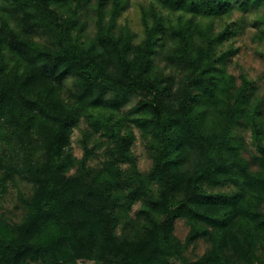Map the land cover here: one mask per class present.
Instances as JSON below:
<instances>
[{"label":"clouds","instance_id":"obj_1","mask_svg":"<svg viewBox=\"0 0 264 264\" xmlns=\"http://www.w3.org/2000/svg\"><path fill=\"white\" fill-rule=\"evenodd\" d=\"M78 3L83 5L81 25H89L85 43L78 47L74 32L38 30L25 35L23 24L13 28L29 45L15 62L30 77L16 85L14 113L5 109L0 116V220L15 224L13 248L24 245L14 264H142L149 254L148 264H205L207 253L221 255L222 264H264V231L254 229L250 219L244 221L247 231L238 227L244 210L264 220V190L250 187L239 168L229 167L239 156L224 150L230 137L244 135L245 130L235 126L243 119L239 109L251 111L264 99V56L254 57L250 50L225 55L239 45L217 40L219 29L209 31L211 21L203 17L197 18L199 32L194 29L180 41L165 36L159 43L167 41L166 47L157 45L156 54L146 56L141 41L151 38L153 20L149 16L146 29L140 28L137 0L125 14L127 25L113 14V0L102 19L99 0ZM260 4L256 15L244 19H264V0ZM11 6L10 0H0V10ZM224 21L230 22L228 17ZM110 22L116 27L107 32ZM256 31L248 29L249 35ZM105 34L113 40L123 35L124 43L132 38L139 48L127 53L124 44L102 48L97 41ZM93 44L95 50L88 52ZM257 50L264 53V42ZM2 55L7 62L15 54L4 46ZM253 66L259 68L255 77L249 74ZM205 68L218 70L211 73L215 80L192 84ZM245 81L250 82L247 102L240 95ZM256 81L253 95L251 84ZM21 97L36 103L26 104ZM144 104L156 114L147 117L152 123L140 127L137 109ZM97 113L112 119L95 118ZM201 113L216 121L215 128L207 127ZM256 124L264 131V117ZM259 143L264 146V136ZM248 151L258 155L251 145ZM100 172L115 176L122 190L114 188L91 202L95 221L79 223L62 211L67 207L63 192L68 186L89 185L93 190L97 186L92 180ZM248 173L264 180V166L249 168ZM114 200L121 206L115 210ZM55 213L59 235L53 239L46 234V224L41 222L37 229L35 222ZM221 220L230 226H214ZM178 223L186 231H178ZM29 224L33 230L26 232ZM227 234L236 238L242 252L233 250ZM217 241L227 247L218 249ZM0 264H13L12 256L0 255Z\"/></svg>","mask_w":264,"mask_h":264},{"label":"trees","instance_id":"obj_2","mask_svg":"<svg viewBox=\"0 0 264 264\" xmlns=\"http://www.w3.org/2000/svg\"><path fill=\"white\" fill-rule=\"evenodd\" d=\"M8 2V0H5ZM90 2V0H88ZM12 15L14 16L15 26L23 24V32L25 35L33 34L35 31L44 30L46 33L53 32L54 30H58L61 34L75 33V45L74 47H78L80 44L85 43L84 34L86 31L87 24L81 25L80 21V10L83 7L82 4L78 3V0H10ZM109 0H99L98 6V15H101L102 12L106 9ZM115 7L113 8V14L118 18L125 13L129 6V0H113ZM75 4L76 7L73 8L72 5ZM236 4L243 9H250L252 7L261 6L260 0H256L254 4H250L249 0H212L209 4L208 0H154V3L151 2V5L148 9H143V23L146 29L147 19L149 16L153 20V27L151 31L148 33V36L151 38H146L142 44L145 45L144 51L146 56H154L155 48L160 46V41L167 35V30L164 23V16L162 12L158 11L156 7L161 6L166 9H173L176 11L183 12V14H189L193 17H203L205 19H214L221 18L227 15H230L233 11ZM29 9H34V11H29ZM117 10H119L117 12ZM23 14V15H21ZM182 17V16H180ZM14 26V27H15ZM13 26H11L7 20H3V24L0 25V116L4 115V110L9 109L14 113L16 104L14 101V97L18 95V91L16 85L20 82L21 79H24L25 83L30 77H26L24 72L26 69L23 68L22 65L15 62V56H24V49H28L29 45L25 44L24 41L17 38V36L13 32ZM116 25L110 22V26L107 29V32L114 31ZM202 27L200 22L195 25V30L199 32V29ZM170 32L172 37L176 39V41H180L182 39H186L185 34L189 32V25L183 24L181 18H179L177 24H173L170 21ZM207 29L211 31V26L207 25ZM130 31V30H129ZM227 30L220 32L217 36V40H221L223 42L226 39V36L229 34ZM203 34V33H199ZM125 42V37L121 35L119 40H113L111 36L105 34L100 37L97 41L98 45L102 48L118 46L120 44H124L125 53L130 52L132 47L139 48V45L134 46L132 43V38L127 39V43ZM7 46L8 51L10 53H14L13 57H10L7 62H4L3 59V47ZM96 44H93L90 48L87 49L88 52H93L96 48ZM35 51L34 49H29ZM40 56H45L47 53L40 52ZM87 59V57H85ZM94 62V61H92ZM215 63V62H214ZM147 64L150 66L152 61H147ZM87 66V65H86ZM150 71V68L148 69ZM55 71V67L53 68ZM218 70L205 68L200 72V78L193 80L192 84L200 86L205 82L203 78H208L209 81L215 80V76L211 75V73L216 72ZM165 81H160V84H164ZM234 83V81H233ZM150 88L155 87L154 85H149ZM248 82H244V88L241 91V97L245 98L247 102L249 99L245 97V93H247ZM167 88H164L162 91H167ZM205 95L209 94V89H204ZM211 98V97H210ZM24 102L26 104H34L36 101H28L25 98ZM95 107H100V105H95ZM239 113L243 116V119L248 117L251 128L254 134L255 142L257 144L259 155L255 156L252 159V162L246 160L241 152L240 148L236 147L239 145V142L236 139V136H232L229 139L227 145L224 146V150L230 153L233 156H239V159L234 161L233 165L229 167H237L240 169L241 173L247 177V181L249 182L250 187H259L264 190V180H262L259 176H253L248 173V169L252 168V164L255 163L259 167L264 166V146H261L259 140L262 136H264L263 131L256 124V120L259 119V112L253 110L248 113V109L241 108L239 109ZM156 114V110H149V105L144 104L141 105L140 108L137 109L138 116H144L142 119L143 123L140 124L141 127H145L146 125L152 123L151 120L145 118L151 115ZM202 117H205L207 120V127L211 130L215 128L216 121L212 120V124H208V113H201ZM21 119L24 117V112L20 113ZM95 118H107L109 120L112 119L111 116H100L96 114ZM241 120L235 121V126L237 127L240 124ZM13 123H18L13 121ZM240 146V145H239ZM173 165H176V161H170ZM200 177H197L199 180ZM116 180L115 176L106 174L104 172L98 173L95 178L92 180V185L97 186L94 187L93 190L89 191V185H84L83 187H66L63 195L66 199L67 207L62 209L65 214H71L73 217H76L77 222L79 223H91L95 221V217L91 215L92 208L91 202H95L97 200H102L105 193L111 192L114 188L122 190L118 182L114 183ZM183 183L184 181L181 179L179 181ZM188 183H191V178H188ZM103 189V190H101ZM132 196H136L137 194L133 193ZM111 198V197H109ZM107 205H105L106 207ZM113 209L119 206L116 201H113ZM226 207H232L231 205H226ZM103 210V209H101ZM145 210L141 209L140 212L143 213ZM59 213L52 214L50 216H45L44 218L38 219L35 222V227L38 229L40 223H44L47 225L46 234L48 237L55 239L58 235V223L55 220V217L58 216ZM83 219H80V218ZM211 219V218H206ZM252 220V227L256 230L264 231V220H260L259 213H249L246 210L243 212V220L238 225L242 232L247 231L249 225L244 222L245 220ZM216 227H228L226 221H216ZM33 224H29L25 231H32ZM15 224L11 221L0 220V255L12 256L13 264L17 257L22 255L20 252V248L24 247V245H20L16 248H13V244L15 243L14 235H15ZM213 239L216 240V237L213 236ZM226 240L233 242L234 251H241L238 247H236V238L231 236V234H227L225 237ZM195 240V237L192 238ZM218 249L222 250V247H227V244H223L221 246L220 241H217ZM14 253V255H13ZM39 255V252L33 253L34 258ZM208 256L205 264H222L221 255H217L215 253H207ZM151 259V255L142 261V264H148V261ZM226 264V261H224Z\"/></svg>","mask_w":264,"mask_h":264},{"label":"rangeland","instance_id":"obj_3","mask_svg":"<svg viewBox=\"0 0 264 264\" xmlns=\"http://www.w3.org/2000/svg\"><path fill=\"white\" fill-rule=\"evenodd\" d=\"M130 1V6L128 8V10L123 13L122 18H123V22L125 25L128 24V16L125 15L126 13H128V11L132 8V0ZM91 2V0H90ZM89 2V3H90ZM147 4V9L150 7L151 2L150 0H137V6L135 8V13L137 16V23L139 24L140 28L142 30H145V26L143 23V9H146L144 7V5ZM260 7H252L250 9H243L239 6V4H236V6L234 7L233 11L231 12L230 15L221 17V18H214V19H209L211 22H209L207 25L211 26V31H216L217 29H219V33L222 31L227 30L228 32H230L227 36L226 39L222 42H227V41H231V40H235L236 43L239 45L235 48H229L228 52L225 53V55L232 53L235 56H240L242 51L245 50H250L253 53L254 57H261L264 56V53L259 52L257 49L260 47L261 42H264V31H259V29H261L262 27H264V19H248L245 20V17H250V16H254L256 15L259 11H260ZM83 8V7H82ZM82 8L80 10V12L82 11ZM158 11L162 12L163 16H164V23H165V27L167 32L166 36H169V39L175 40L176 39L174 37H172V34L170 32V29L168 30V28H170V21H172L173 24H177L179 18H181V21L183 24H187L189 25V32H192L195 28V25H197V23L199 22V20L197 19L198 17H193L192 15L189 14H183V12L180 11H176L173 9H166L163 8L161 6H159ZM12 13V8L8 7V8H4L2 10H0V25L3 24V20H7L8 23L11 26H15V20H14V16L11 14ZM181 13L183 15H181ZM239 14V16H237L236 18H233L234 14ZM182 16V17H180ZM228 17L230 22H225L224 18ZM80 19H82V17L80 16ZM89 25L87 24L86 26V31H88ZM254 29L257 30L255 32V34L253 35H249L248 33V29ZM131 31V28L129 29ZM37 31H35L33 34H35ZM45 32V31H44ZM170 33V35H169ZM218 33V34H219ZM45 34H47L45 32ZM135 38L137 40H139V33H135L134 34ZM164 39V38H163ZM144 41V40H143ZM141 41V43L143 42ZM167 41H165V43H160V48L163 49L166 47ZM137 46V45H134ZM255 46V47H253ZM259 72V68L253 66L250 68L249 74L252 75L253 77H255L257 75V73ZM261 78H264V73H261ZM248 82V88H247V92L249 91V86H250V82ZM259 81H256V83H252L251 87H252V94L254 95L255 91L257 90V86H258ZM248 99H251V95L247 96ZM253 110H256L257 112H259V118L264 117V99H260L257 101V103L255 104V107ZM252 111V110H251ZM251 111L248 110V113H250ZM97 115L100 116H105V113H97ZM141 119H144V116H139ZM147 118V117H145ZM212 120L209 119L208 124L211 125ZM141 127V126H140ZM238 129H242L245 130L244 131V135H237L236 139L239 142L240 145V152L242 154V156L248 160L249 162H252V159L257 156V155H253V153L248 151V146L251 145L253 147L254 152L258 153L259 155V150L257 147V144L255 142V138H254V134L251 128V123L248 119V117L246 119H242L240 121V124L237 126ZM264 133V131H263ZM243 149V150H242ZM259 167L257 164L253 163L252 164V168H257ZM177 230L178 231H186V229L184 228V226L182 224H177Z\"/></svg>","mask_w":264,"mask_h":264}]
</instances>
